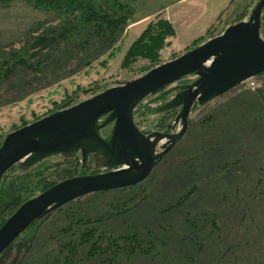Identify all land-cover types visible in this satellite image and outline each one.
I'll use <instances>...</instances> for the list:
<instances>
[{
	"label": "rangeland",
	"instance_id": "obj_1",
	"mask_svg": "<svg viewBox=\"0 0 264 264\" xmlns=\"http://www.w3.org/2000/svg\"><path fill=\"white\" fill-rule=\"evenodd\" d=\"M185 1L93 0L103 9V12L98 11L101 14L128 15L119 37L115 34L114 39H110L109 31L104 34L107 42L102 41L101 31L95 23L85 22L89 18L84 19L81 13L40 9L42 6H36L32 0H0L2 146L9 135L23 128L24 123L31 125L46 118L47 114L91 99L93 88L104 92L139 79L148 73V69L155 68L157 64L147 60L132 66L126 59L133 45L152 26L153 32H159L156 26L159 20H166L173 28V34L160 54L162 63L158 66L195 48L196 43L201 45L222 35L230 25L247 21L258 0H208L228 4L214 23L198 36L182 30L177 20L179 8L188 9ZM189 4L192 8L195 2ZM186 17L190 22L189 14ZM52 35L62 38L56 49L38 42V39L46 42ZM261 37L264 40V28ZM12 53L15 59L10 55ZM194 80V76H187L144 100L141 107L150 108L148 114L134 116L140 130L145 134L177 133L181 125L173 130L170 127L179 109L159 110L181 86ZM68 101L72 102L70 106L58 110ZM110 115L105 114V120ZM113 127L114 122H111L103 137L108 138ZM68 152L75 166L67 169L62 156H53L46 161L49 171H42L48 177H34V180L56 179L51 173L59 166L75 172L72 177L111 171L106 166L104 154H90L84 170L81 153L76 149H68ZM19 170L16 167L5 178H16L20 175ZM262 176L264 74L240 84L205 106L195 105L187 133L170 147L147 180L123 191L89 194L72 205L87 203L85 214L94 218H106L121 210L118 224L124 218L133 226L143 225L126 216L138 218L144 225L148 222L150 230L146 238L155 239L153 250L144 252L133 264H264V198H251L257 191L264 190ZM1 181L0 193H4ZM35 185L27 189L32 190ZM146 186L149 189H145ZM37 190H34L36 194ZM8 193L4 195L5 200ZM65 206L56 216L64 215L71 205ZM106 222H99V225ZM50 224L51 218L21 235L36 234L37 237L34 247L22 253L16 264H48L54 252L49 243L53 233ZM122 230L124 226H119L118 233H123ZM15 258L14 255L9 264H14Z\"/></svg>",
	"mask_w": 264,
	"mask_h": 264
},
{
	"label": "water",
	"instance_id": "obj_2",
	"mask_svg": "<svg viewBox=\"0 0 264 264\" xmlns=\"http://www.w3.org/2000/svg\"><path fill=\"white\" fill-rule=\"evenodd\" d=\"M263 10L264 0H258L247 21L230 25L222 35L157 66L139 79L108 89L9 135L0 148V181L16 167L28 170L53 156L70 157L68 149L81 153L83 167L90 154H104L111 171L74 176L26 202L0 228V257L28 228L56 209L89 194L126 189L147 180L170 147L187 133L195 105L205 106L264 74ZM187 76H194V82L181 86L159 110L179 109L170 127L173 130L181 125L178 132L143 133L134 119L137 107ZM107 113L111 115L105 121L107 125L114 122V127L105 138L96 129V122ZM162 140H167V145L158 148ZM135 160L140 162L139 167Z\"/></svg>",
	"mask_w": 264,
	"mask_h": 264
},
{
	"label": "trees",
	"instance_id": "obj_3",
	"mask_svg": "<svg viewBox=\"0 0 264 264\" xmlns=\"http://www.w3.org/2000/svg\"><path fill=\"white\" fill-rule=\"evenodd\" d=\"M32 2L35 3L36 6H42L40 9L81 13L84 19L89 18V21L85 22H89L90 24L95 23L94 26L99 28L102 34V41L107 40V42H109V40L104 37V34L107 31H109L110 39H114L115 34L119 37V31H122L127 23L128 15L115 13L111 16H107L99 13L98 11L103 12V9L97 7V3L93 2V0H32ZM263 19L264 10L261 17V23H263ZM156 26L159 27V32H153L154 27L152 26L133 45L126 59L128 65L133 66L140 60H147L151 64H157L156 67L159 63H162V57L160 54L166 46L168 38L172 36L173 28L166 20H159ZM263 26L264 24L261 25V34H263ZM54 35L46 38V42L41 39H38V42L40 41V44L46 43V45L43 46L47 48H55L61 44L62 38L60 36L58 38L53 37ZM197 46L199 45L196 43L195 47ZM10 55L15 59L14 53ZM15 55L17 56V54ZM152 69L154 68L148 69L147 72ZM93 92L94 96L102 93L100 88H93ZM71 104L72 102L68 101L58 110L64 109L65 106H70ZM142 104L143 103H141L134 112L135 117L139 113L142 114V116L148 114L150 108L141 107ZM49 115L47 114V116ZM136 123L139 124L138 120ZM27 125L29 124L24 123L23 127ZM1 147L2 143L0 142V148ZM62 157L64 158L62 163L67 166V169L71 165L75 166L73 158ZM47 160L48 159L39 163V165L37 164V167L36 165L33 166L32 168L36 167L35 171H33L32 168L28 170H22L19 168L20 170L18 172L20 175H17L16 178H11L10 176L8 179L5 178L6 176L2 178L1 182L4 185L5 190L4 193H0V228L26 202L49 190L59 182L70 179L73 176V173H75L59 166L55 172L51 173L56 175V179L46 180V178H43L34 180V177H48L47 174L44 176V173L49 171V165H47L46 162ZM44 164L45 167H43ZM94 173L95 172L92 174ZM260 180L264 181V176H262ZM34 184L36 185L32 190L27 189L28 187H33ZM40 188L41 190H39ZM36 189H38V194L34 191ZM145 189H149V187L146 186ZM121 190L123 191V189ZM7 191L9 192L7 194L8 198L5 200L4 195ZM255 194L256 195L251 196L252 199L259 197L262 199L264 198V190L257 191ZM82 198L83 197L66 204V206H71L66 209L64 215L56 216V213L62 211L65 205L45 215L32 225H35L36 227L41 226L51 218L50 225H52L53 233L49 237V243H51L54 252L50 256L48 264H76L83 261L84 263L94 262V264H130L132 261L131 264H133L138 257L144 255V252L149 253L153 250L152 247L154 246L153 242L155 239L146 238L147 231L148 229L150 230L148 222L144 225L140 219L126 216L130 219L132 218L135 222L142 223L143 225L133 226L130 223L128 224L127 220L125 222L123 220L124 218L121 220L122 223L118 224V217L123 213L121 210V212L119 211L106 218L90 217L89 215H86L84 211V206H86L87 203L72 205V203L80 201ZM173 207L174 206H172V208ZM103 221L107 222L99 225V222L102 223ZM119 226H124V230H122L124 231L123 233H118ZM151 235L154 236L153 234ZM36 237V234L34 236L19 237L2 254L0 257V264H9V261L12 260L14 255L16 256L14 264H16L22 253L24 254L34 247ZM45 255L47 256V254Z\"/></svg>",
	"mask_w": 264,
	"mask_h": 264
},
{
	"label": "crops",
	"instance_id": "obj_4",
	"mask_svg": "<svg viewBox=\"0 0 264 264\" xmlns=\"http://www.w3.org/2000/svg\"><path fill=\"white\" fill-rule=\"evenodd\" d=\"M195 2L194 5L189 4V2ZM225 1V0H224ZM209 2L208 0H187L185 5L188 4V9H180L179 24L182 30L189 31L190 34L198 36L202 32H205L208 27H210L214 20H216L219 14L225 10L228 2ZM230 2V1H229ZM182 5V4H180ZM228 7V6H227ZM177 13V11H175ZM172 14V13H170ZM190 16V22L187 20V15ZM195 18V19H194ZM195 20V21H194ZM194 22H196L194 24Z\"/></svg>",
	"mask_w": 264,
	"mask_h": 264
},
{
	"label": "bare ground",
	"instance_id": "obj_5",
	"mask_svg": "<svg viewBox=\"0 0 264 264\" xmlns=\"http://www.w3.org/2000/svg\"><path fill=\"white\" fill-rule=\"evenodd\" d=\"M107 126H108L107 122L105 121V118L102 117V116L96 122V129L98 131H100L102 136H103V132L106 130L105 128H107ZM165 145H167V140H162L159 143V147L158 148H160L162 146H165ZM134 163H135L136 167L140 166V162L139 161L135 160Z\"/></svg>",
	"mask_w": 264,
	"mask_h": 264
}]
</instances>
